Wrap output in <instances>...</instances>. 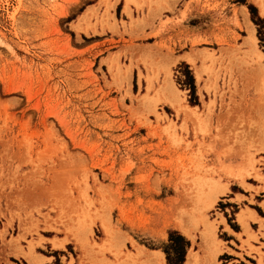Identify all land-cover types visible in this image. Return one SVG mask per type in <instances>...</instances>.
Returning <instances> with one entry per match:
<instances>
[{"label": "rangeland", "instance_id": "rangeland-1", "mask_svg": "<svg viewBox=\"0 0 264 264\" xmlns=\"http://www.w3.org/2000/svg\"><path fill=\"white\" fill-rule=\"evenodd\" d=\"M256 2L0 0V264H222L223 216L264 235Z\"/></svg>", "mask_w": 264, "mask_h": 264}, {"label": "crops", "instance_id": "crops-1", "mask_svg": "<svg viewBox=\"0 0 264 264\" xmlns=\"http://www.w3.org/2000/svg\"><path fill=\"white\" fill-rule=\"evenodd\" d=\"M237 195H245L241 191H232V195L227 198V200L232 199L235 201ZM252 216L259 219H264V216L259 214L257 210L248 206ZM224 221L220 222L219 226L223 229L225 233V248L222 250L223 255L226 257L224 263L222 264H264V256L261 257V260L258 259V255L251 251L247 252L248 244L250 243L253 246H259V243L264 244V235H261L257 232L258 221L252 220L248 222L249 228L256 234L257 240L250 237V229L248 227H243L240 223L236 221V227H232L228 222L225 216H223ZM236 220V219H235ZM264 226V221H262ZM254 225V226H253ZM247 229V230H246ZM246 230V232H244ZM243 245V247H242ZM260 250L264 254V246H260ZM186 260V259H185ZM163 261L165 262V257L163 256ZM261 261V263H260Z\"/></svg>", "mask_w": 264, "mask_h": 264}, {"label": "bare ground", "instance_id": "bare-ground-1", "mask_svg": "<svg viewBox=\"0 0 264 264\" xmlns=\"http://www.w3.org/2000/svg\"><path fill=\"white\" fill-rule=\"evenodd\" d=\"M256 1H257L256 2L257 5L259 6L260 13L264 16V1L263 0H256ZM239 14L242 15V16H245V11L242 9V10L239 11ZM244 42L249 43L250 45H252L253 46L252 48L255 47L254 46L255 36H254L251 28L249 30V34L247 36H245V41ZM200 73L201 72H199V70L196 69L195 74H196L197 78H200ZM170 89L172 90V98L176 99V101H177L178 98H179L178 94L175 93V90H173V87H171ZM194 182H195V184L197 185L198 188H201L204 185H207L206 187H208V190L206 191L205 201H204L207 206L212 205L215 202L218 193L219 192H223L225 190V186L223 184H220V183H217L215 181L208 180V179H204L203 177L195 178ZM198 194H200V193H198ZM237 215H238V219L243 221V212L240 211ZM184 231L187 232V234H191V232L187 231L186 229ZM214 238L215 237H214V234H213V226L211 224L204 223V228L201 230V239H202V242H204V243H202V245L203 244L207 245V248L209 249V245L214 243L213 242ZM211 241L213 243H210ZM210 247L212 249H214L212 246H210ZM211 253H210V255H212ZM196 257H197L196 251H189L188 254H187L186 260H185V264H193L194 260L196 259Z\"/></svg>", "mask_w": 264, "mask_h": 264}, {"label": "trees", "instance_id": "trees-1", "mask_svg": "<svg viewBox=\"0 0 264 264\" xmlns=\"http://www.w3.org/2000/svg\"><path fill=\"white\" fill-rule=\"evenodd\" d=\"M188 245V241L187 240H185L184 241V245L182 246V248L178 251L179 252V254H180V256H179V263H181L182 262V260H183V253H184V251H185V247ZM167 260H168V264H173V262L169 259V257H167Z\"/></svg>", "mask_w": 264, "mask_h": 264}]
</instances>
